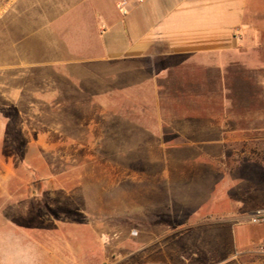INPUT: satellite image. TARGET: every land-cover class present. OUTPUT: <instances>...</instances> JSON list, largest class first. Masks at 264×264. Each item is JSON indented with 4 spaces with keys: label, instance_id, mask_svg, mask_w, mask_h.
I'll return each instance as SVG.
<instances>
[{
    "label": "rangeland",
    "instance_id": "obj_1",
    "mask_svg": "<svg viewBox=\"0 0 264 264\" xmlns=\"http://www.w3.org/2000/svg\"><path fill=\"white\" fill-rule=\"evenodd\" d=\"M240 77L233 93L257 86V75ZM171 93L167 108L184 109ZM18 99L28 110L31 99ZM129 99L101 107L69 95L67 113L37 99L40 111L19 117L15 105L0 109V172L10 158L20 172L0 184V264H264L232 232L264 207V131L227 145L165 146L187 140ZM46 132L51 144H28Z\"/></svg>",
    "mask_w": 264,
    "mask_h": 264
},
{
    "label": "crops",
    "instance_id": "obj_2",
    "mask_svg": "<svg viewBox=\"0 0 264 264\" xmlns=\"http://www.w3.org/2000/svg\"><path fill=\"white\" fill-rule=\"evenodd\" d=\"M12 7L0 21V109L34 114L41 99L67 113L69 95L101 107L118 95L157 114L173 139L187 140L165 146L227 145L264 131V0H19ZM244 72L257 75V86L235 94L232 83ZM170 92L184 109L167 108ZM20 95L31 99L28 110ZM47 134L28 144H51ZM10 162L2 186L19 180ZM232 232L264 253V222L232 225Z\"/></svg>",
    "mask_w": 264,
    "mask_h": 264
},
{
    "label": "built area",
    "instance_id": "obj_3",
    "mask_svg": "<svg viewBox=\"0 0 264 264\" xmlns=\"http://www.w3.org/2000/svg\"><path fill=\"white\" fill-rule=\"evenodd\" d=\"M19 0H0V19L9 11V9ZM252 223L264 222V207L255 209L249 216Z\"/></svg>",
    "mask_w": 264,
    "mask_h": 264
}]
</instances>
